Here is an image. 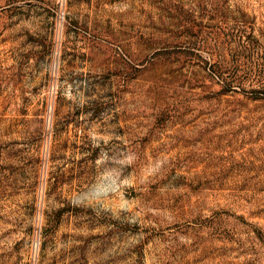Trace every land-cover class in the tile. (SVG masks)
<instances>
[{
    "label": "rangeland",
    "instance_id": "obj_1",
    "mask_svg": "<svg viewBox=\"0 0 264 264\" xmlns=\"http://www.w3.org/2000/svg\"><path fill=\"white\" fill-rule=\"evenodd\" d=\"M0 264H264V0H0Z\"/></svg>",
    "mask_w": 264,
    "mask_h": 264
}]
</instances>
